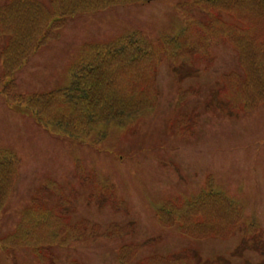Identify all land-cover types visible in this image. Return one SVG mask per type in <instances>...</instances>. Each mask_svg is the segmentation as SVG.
Here are the masks:
<instances>
[{
  "label": "rangeland",
  "instance_id": "obj_1",
  "mask_svg": "<svg viewBox=\"0 0 264 264\" xmlns=\"http://www.w3.org/2000/svg\"><path fill=\"white\" fill-rule=\"evenodd\" d=\"M37 1L52 8L51 0ZM195 1L150 0L67 18L54 39L15 73L18 94L25 98L66 85L69 66L86 42H107L132 30L152 42L174 34L188 12L178 4ZM192 7L194 16L204 17L197 5ZM5 44L6 37H0V49ZM169 62L164 59L156 69L155 110L125 129L111 128L96 143L52 132L0 93V150L20 161L0 213V238L13 231L22 211L37 198L40 206H59L72 222L98 226L85 241L55 250L53 264H118V248L128 243L137 248L127 264H146L153 255L189 249L197 250V264L217 256L232 264H264V248L243 246L241 227L227 238L197 240L155 218L163 203L194 196L210 178L214 190L242 207L245 222L258 223L255 237L264 246V105L252 111L234 108L220 93L222 75L237 68L236 53L227 42H212L207 54L189 62ZM1 63L0 58V76ZM126 225L130 231L119 235ZM0 264L40 262L31 249L8 252L0 246Z\"/></svg>",
  "mask_w": 264,
  "mask_h": 264
},
{
  "label": "trees",
  "instance_id": "obj_2",
  "mask_svg": "<svg viewBox=\"0 0 264 264\" xmlns=\"http://www.w3.org/2000/svg\"><path fill=\"white\" fill-rule=\"evenodd\" d=\"M145 1L148 0H51V9L37 0L3 1L0 37H6V44L0 49V93L7 101L29 110L43 127L76 142L96 143L106 138L111 128L125 129L155 110L156 69L164 59L169 64L189 62L195 55L207 54L212 42H227L236 53L237 68L222 75L224 93H220L234 108L241 105L252 111L264 105V0L181 3L182 8L188 9L187 21L176 34L164 35L153 43L134 31L108 42L84 43L79 60L68 69L66 85L33 92L26 99L18 94L15 73L35 51L54 39L67 18ZM192 5L202 10L203 18L193 15ZM222 15L232 17L234 22L224 20ZM19 166L16 155L0 150V213ZM37 203V198L33 199L13 231L0 238L5 251L25 247L33 251L40 264H53L55 250L85 241L88 234L98 232V226L89 227L87 221H70L58 210L59 206L46 208ZM154 215L162 226L177 227L197 240L227 238L241 227L243 246L264 248L255 237L260 233L258 223L245 222L242 207L225 193L214 190L210 178L198 194L167 201ZM129 231L125 226L118 229V234ZM136 248L132 243L122 244L118 248V264H127ZM196 251L153 255L145 262L197 264L201 259ZM222 258L217 256L200 264H232Z\"/></svg>",
  "mask_w": 264,
  "mask_h": 264
}]
</instances>
